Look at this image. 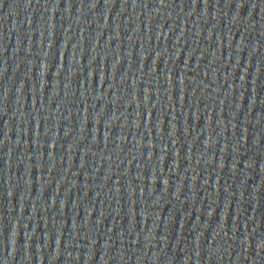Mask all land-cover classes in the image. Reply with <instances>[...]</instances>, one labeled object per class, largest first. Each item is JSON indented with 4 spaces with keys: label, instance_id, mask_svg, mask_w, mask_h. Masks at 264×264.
<instances>
[{
    "label": "water",
    "instance_id": "1",
    "mask_svg": "<svg viewBox=\"0 0 264 264\" xmlns=\"http://www.w3.org/2000/svg\"><path fill=\"white\" fill-rule=\"evenodd\" d=\"M0 264H264V0H0Z\"/></svg>",
    "mask_w": 264,
    "mask_h": 264
}]
</instances>
